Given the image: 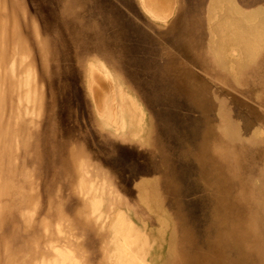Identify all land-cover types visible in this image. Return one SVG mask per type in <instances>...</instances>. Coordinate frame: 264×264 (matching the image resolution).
<instances>
[{"label":"rangeland","instance_id":"obj_1","mask_svg":"<svg viewBox=\"0 0 264 264\" xmlns=\"http://www.w3.org/2000/svg\"><path fill=\"white\" fill-rule=\"evenodd\" d=\"M117 1L0 0V264H264V0H147L210 24L226 67L155 92L141 150L88 89L137 36Z\"/></svg>","mask_w":264,"mask_h":264},{"label":"crops","instance_id":"obj_2","mask_svg":"<svg viewBox=\"0 0 264 264\" xmlns=\"http://www.w3.org/2000/svg\"><path fill=\"white\" fill-rule=\"evenodd\" d=\"M117 2L123 17L135 19L137 36L128 44L124 38L122 49L116 51L108 41L105 53L90 56L89 67L98 70L89 81L88 89L97 92L91 106L97 113L105 111L102 125L121 129L112 134L120 144L140 150L157 147L161 119L156 108L168 105L157 100L155 92L185 90L177 84H192L194 76L206 77L209 84L210 75L225 74V56L210 35V24L195 18L193 11L182 10L184 4L173 3L165 15L156 3L137 0L143 14L139 18L131 4ZM201 84L197 89L209 90Z\"/></svg>","mask_w":264,"mask_h":264}]
</instances>
